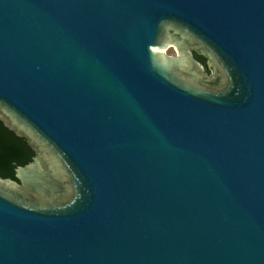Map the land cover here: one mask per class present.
<instances>
[{
	"label": "water",
	"instance_id": "obj_1",
	"mask_svg": "<svg viewBox=\"0 0 264 264\" xmlns=\"http://www.w3.org/2000/svg\"><path fill=\"white\" fill-rule=\"evenodd\" d=\"M0 121V264H264V0H0Z\"/></svg>",
	"mask_w": 264,
	"mask_h": 264
},
{
	"label": "trees",
	"instance_id": "obj_2",
	"mask_svg": "<svg viewBox=\"0 0 264 264\" xmlns=\"http://www.w3.org/2000/svg\"><path fill=\"white\" fill-rule=\"evenodd\" d=\"M194 56L204 64L205 58L202 55L194 53ZM32 155L33 152L25 140L0 121V176L15 179L14 167L25 164Z\"/></svg>",
	"mask_w": 264,
	"mask_h": 264
},
{
	"label": "rangeland",
	"instance_id": "obj_3",
	"mask_svg": "<svg viewBox=\"0 0 264 264\" xmlns=\"http://www.w3.org/2000/svg\"><path fill=\"white\" fill-rule=\"evenodd\" d=\"M165 53L169 54V55H174L175 54V49L173 47H168L165 50ZM208 63V62H207ZM208 71H211V68L208 66Z\"/></svg>",
	"mask_w": 264,
	"mask_h": 264
},
{
	"label": "flooded vegetation",
	"instance_id": "obj_4",
	"mask_svg": "<svg viewBox=\"0 0 264 264\" xmlns=\"http://www.w3.org/2000/svg\"><path fill=\"white\" fill-rule=\"evenodd\" d=\"M198 55V54H197ZM204 66H205V69L208 68V63H207V60L205 58V61H204ZM207 70V69H206Z\"/></svg>",
	"mask_w": 264,
	"mask_h": 264
}]
</instances>
